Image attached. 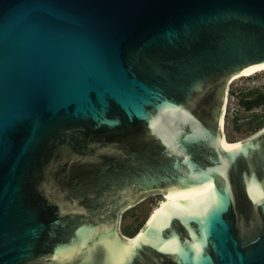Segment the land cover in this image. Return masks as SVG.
<instances>
[{"label": "water", "instance_id": "95a60500", "mask_svg": "<svg viewBox=\"0 0 264 264\" xmlns=\"http://www.w3.org/2000/svg\"><path fill=\"white\" fill-rule=\"evenodd\" d=\"M264 65V0H0V264H264V130L221 144ZM197 197L131 241L119 215Z\"/></svg>", "mask_w": 264, "mask_h": 264}, {"label": "rangeland", "instance_id": "374dc122", "mask_svg": "<svg viewBox=\"0 0 264 264\" xmlns=\"http://www.w3.org/2000/svg\"><path fill=\"white\" fill-rule=\"evenodd\" d=\"M263 97V104L251 110L242 107L243 101H251ZM264 130V72L253 76L236 75L227 85L223 113L221 118V132L227 142L246 140ZM163 197L158 194L147 198L123 214L120 223L122 236L131 237L136 228L144 223Z\"/></svg>", "mask_w": 264, "mask_h": 264}, {"label": "bare ground", "instance_id": "6f19581e", "mask_svg": "<svg viewBox=\"0 0 264 264\" xmlns=\"http://www.w3.org/2000/svg\"><path fill=\"white\" fill-rule=\"evenodd\" d=\"M259 72H264V65L261 66H257L254 67L248 71H246L245 73H243V75L250 77L255 75L256 73ZM242 75V74H240ZM234 77V76H233ZM221 125V123H220ZM221 128V127H220ZM244 141L243 140H237L235 142L229 143L227 142L225 136L222 135L221 137V141L220 144L224 149H233L235 147H238L239 145H241V143ZM163 198L157 202L156 206L152 209L150 215H149V220L157 213L159 212L162 208H164L165 206L172 204V203H179L180 200L184 199L187 202L188 201H192V200H196L197 197H168L167 194H163ZM149 220L147 221V223L149 222ZM129 239V238H128ZM127 240V239H126ZM132 239H129V241H131Z\"/></svg>", "mask_w": 264, "mask_h": 264}, {"label": "flooded vegetation", "instance_id": "af4514ba", "mask_svg": "<svg viewBox=\"0 0 264 264\" xmlns=\"http://www.w3.org/2000/svg\"><path fill=\"white\" fill-rule=\"evenodd\" d=\"M153 195V194H152ZM158 195H161L162 197L164 196V195H162V194H158ZM147 198V196L144 198V199H142L141 200V202H143L145 199ZM140 202V203H141ZM139 203V204H140ZM138 205V204H137ZM137 205H135V206H137ZM135 206H133L132 208H134ZM132 208H130V209H132ZM130 209H128V210H130ZM128 210H126L125 212H123V213H121L120 215H119V225H118V232H119V235H120V237L122 238V239H124V240H126V241H129V239H134L139 233H140V231L144 228V226L147 224V221L149 220V215H150V213H149V215H148V217H147V219H146V221L144 222V223H142L140 226H138L137 228H136V230H135V232L132 234V236L129 238V237H125V236H122L121 235V232H120V223H121V219H122V216H123V214L124 213H126ZM129 238V239H128Z\"/></svg>", "mask_w": 264, "mask_h": 264}, {"label": "trees", "instance_id": "16d2710c", "mask_svg": "<svg viewBox=\"0 0 264 264\" xmlns=\"http://www.w3.org/2000/svg\"><path fill=\"white\" fill-rule=\"evenodd\" d=\"M263 104V97L262 98H258V99H255V100H251V101H243L242 102V107L245 109V110H251L255 107H258L260 105Z\"/></svg>", "mask_w": 264, "mask_h": 264}]
</instances>
